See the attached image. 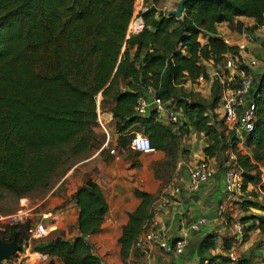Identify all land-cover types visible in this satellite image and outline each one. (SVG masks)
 Masks as SVG:
<instances>
[{
  "label": "trees",
  "instance_id": "trees-1",
  "mask_svg": "<svg viewBox=\"0 0 264 264\" xmlns=\"http://www.w3.org/2000/svg\"><path fill=\"white\" fill-rule=\"evenodd\" d=\"M162 1L143 0L144 28L128 34L137 0H0V189L19 199L48 189L71 156L94 152L101 143L96 133L100 97L101 106L114 113L118 150L136 157L133 166L140 164L142 154L130 146L136 131L167 153L154 166L160 178L176 166L181 139L191 128L208 132L213 141L205 148L207 159L234 151L242 170V195L250 197L244 206L264 208L253 200L264 201V71L251 90L256 120L245 137L250 153L238 150L236 132L219 112L223 90L238 87L239 81L212 80L210 75L227 55L238 56L250 74L243 50L227 43L218 27L227 23L237 31L253 32L263 25L264 0H187L181 18L163 10ZM242 18L254 24L246 26ZM200 36L208 37L207 42L202 44ZM201 77L212 81L207 100L186 90L187 83H199ZM152 96L178 112L179 122L160 119L153 106L138 114V98ZM136 194L141 203L129 212L119 240L124 261L138 251L134 243L156 198L146 191ZM71 199L79 208L78 234L68 239L61 231L33 249L47 254L49 264H57V258L64 264H104L89 241L103 229L109 210L103 188L95 178H84ZM256 221L264 232V216L241 218L244 240ZM31 222L0 228V238L24 244ZM216 239L213 233L202 240V264L227 259V254L210 253ZM232 243V237L225 241L227 250Z\"/></svg>",
  "mask_w": 264,
  "mask_h": 264
},
{
  "label": "crops",
  "instance_id": "crops-1",
  "mask_svg": "<svg viewBox=\"0 0 264 264\" xmlns=\"http://www.w3.org/2000/svg\"><path fill=\"white\" fill-rule=\"evenodd\" d=\"M242 19L246 22V26L254 24L253 19ZM218 29L220 36L228 39L230 44L239 45L246 42L247 48L241 52V56L250 65V76L254 87H256L264 71V25L253 32H248L245 29L237 31L227 23L220 24ZM249 33L254 35L253 41H247ZM207 38L200 36L201 43H206ZM213 70L214 68L211 71ZM219 112L221 114L220 109ZM98 119L108 125L106 128L99 125L96 127V133L101 143L88 157L74 164L62 180L68 178L73 183L74 188L70 192V196L84 178H95L103 188L109 210L103 229L99 233L89 236V241L104 264H202L200 245L207 235L217 234L215 247L210 249L211 254H227L225 241L231 239V223L237 219L241 220L245 216H264V208H246L244 206V201L250 199L246 194H230L226 191L225 165L229 151H223L210 157L209 160L217 169L215 175L201 183L198 189H190L191 168L202 159L208 158L205 148L213 141V136L210 133L199 132L191 128V132L181 139L180 157L176 166L167 173H162L163 176L160 178L156 176L154 166L167 159L165 151L154 148L151 152L142 153L139 157L140 164L135 167L132 165V156L128 158L126 152L123 154L119 152L117 145L120 133L116 129L114 113L110 107L101 106L100 97L98 99ZM160 119L169 121L166 115ZM228 126L231 128L230 125ZM136 130V128L133 129V131ZM234 130L237 135L235 142L238 150L242 153H250L245 146L246 132L237 126ZM136 133L141 132L136 131ZM228 137L231 138L233 135ZM112 150L115 152L113 153ZM176 172L179 173L182 192L173 197L170 205L160 212L159 217L166 223V233L169 239L177 240L187 237L186 248L181 253H167L154 247L148 255L134 250L124 261L121 256L119 240L123 234L124 226L129 221V212L135 210L141 203V198L137 196L136 191L152 193L156 196V201L162 186ZM253 200L264 204L261 198ZM71 203L75 212V233L72 237L66 234L68 239H73L78 234L79 208L73 200ZM222 204L226 207L224 216L218 214V209ZM200 218L206 219L205 223L198 230H193L191 225ZM256 222L257 225L250 231L249 238L243 239L238 247L242 264H264V232L258 227L259 222ZM252 223L251 221L246 224L251 225ZM36 244L39 245V242ZM33 248L32 244L28 249L25 246L23 252H18L19 255L15 254L1 264H49L51 258H38L39 252ZM56 261L57 264H64L58 258ZM223 261L222 258H218L214 261L205 260L203 264H223Z\"/></svg>",
  "mask_w": 264,
  "mask_h": 264
},
{
  "label": "built area",
  "instance_id": "built-area-1",
  "mask_svg": "<svg viewBox=\"0 0 264 264\" xmlns=\"http://www.w3.org/2000/svg\"><path fill=\"white\" fill-rule=\"evenodd\" d=\"M142 6L139 7L138 12L132 19L130 24L129 34L138 33L144 28V21L140 15ZM264 25V20H263ZM227 43L229 40L224 38ZM253 41L254 35L248 34L247 41ZM241 50L247 47L246 42L238 45ZM211 79L219 78L221 80L227 79L230 83L239 81V86L236 88L225 87L222 93L221 100V114L225 118L226 124L230 125L232 129L236 126L241 127L245 132H251L254 129L256 120V105L252 99L251 90L253 82L250 74L243 67L242 62L238 56L227 55L224 63L218 65L210 73ZM204 79L203 77L200 78ZM150 90H152L150 88ZM251 95V96H250ZM150 106L156 108L159 117L167 116L172 123L179 122V114L175 110H169L163 104L161 98L152 96L151 99L146 97H139L136 103V111L138 114H145ZM99 126L106 128L107 123H102L98 119ZM130 146L133 150L142 153L151 152L154 147L151 143L150 137L136 133L132 138ZM114 153L115 150H112ZM216 166L209 159H202L197 165L190 170V189L196 190L201 183L212 178L216 173ZM225 184L226 191L230 194H243V176L242 170L238 166L237 155L234 151L228 152L225 165ZM182 192V185L179 181V173H174L172 177L162 186L155 203L151 208V216L145 223L143 231L137 236L134 243V249L138 250L144 255H148L152 248L157 247L167 253H181L188 244L187 237H181L177 240H171L166 233V223L160 220V212L170 205L173 197ZM226 207L222 204L218 209V214L224 216ZM32 208L22 206L16 211L2 215L0 214V228L6 229L16 224L25 223L31 220L29 227L30 237L40 238L48 234V226L44 218H32ZM206 219L200 218L191 225L193 230H198ZM230 234L233 238V245L227 252V259L223 264H242L241 255L238 250L240 243L244 239V225L241 220L237 219L230 225ZM29 248V246H28ZM38 258L47 259L48 255L39 252Z\"/></svg>",
  "mask_w": 264,
  "mask_h": 264
},
{
  "label": "rangeland",
  "instance_id": "rangeland-1",
  "mask_svg": "<svg viewBox=\"0 0 264 264\" xmlns=\"http://www.w3.org/2000/svg\"><path fill=\"white\" fill-rule=\"evenodd\" d=\"M141 2L142 0H137L135 14L138 12L139 7L142 6ZM179 2L180 0H163L160 3V7L165 11L174 10L177 8ZM130 29L131 27L129 26L128 34ZM211 88L212 81L201 79L200 82L196 84L187 83L186 90H193L198 97L207 100L209 99ZM126 153L130 154V152ZM88 155L89 153H82L80 155L71 156L69 160L61 166L58 174L53 179L51 187L48 189L33 191L21 199L8 190L0 189V214H9L22 206H27L28 208H32V218H44L48 226L47 235L40 238L30 237L27 242H24V248L26 246L28 249L30 244L34 247L37 242L48 241L61 231L65 233V236L69 234L70 237L75 233V212L73 210L74 207L71 205L72 199L70 196V192L73 190L74 185L68 178L62 179L74 164L88 157ZM131 156L133 161L136 160L135 156Z\"/></svg>",
  "mask_w": 264,
  "mask_h": 264
},
{
  "label": "water",
  "instance_id": "water-1",
  "mask_svg": "<svg viewBox=\"0 0 264 264\" xmlns=\"http://www.w3.org/2000/svg\"><path fill=\"white\" fill-rule=\"evenodd\" d=\"M187 0H180L177 8L172 11L173 15L177 18H181L185 9V3ZM24 249L23 244H20L17 239H12L10 241L0 238V264L4 260L12 258L18 252Z\"/></svg>",
  "mask_w": 264,
  "mask_h": 264
}]
</instances>
